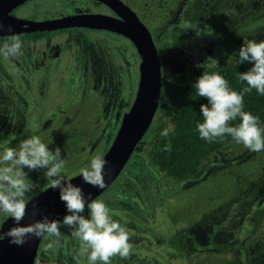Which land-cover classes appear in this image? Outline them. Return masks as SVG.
I'll use <instances>...</instances> for the list:
<instances>
[{
  "label": "rangeland",
  "instance_id": "obj_1",
  "mask_svg": "<svg viewBox=\"0 0 264 264\" xmlns=\"http://www.w3.org/2000/svg\"><path fill=\"white\" fill-rule=\"evenodd\" d=\"M50 1L52 14L59 4ZM186 1L128 0L150 33L161 79L170 83L198 67L228 64L230 55L223 43L238 52L243 40L264 35V0H236L230 9L216 13L214 25L259 5L258 17L226 33L186 26L180 11ZM90 36L80 31L49 34V45L67 41L78 48ZM45 38H21L22 55L15 60L38 50ZM9 93L16 109L21 108L23 100L15 96V90L9 89ZM165 128L170 130V125L157 111L120 174L97 198L105 202L114 220L129 229L133 244L127 260L115 256L111 264H264V151L253 152L229 142L209 155L193 177L177 182L163 176L147 154ZM83 214L87 217V209ZM178 234L185 239L180 240L181 251L175 253L169 241Z\"/></svg>",
  "mask_w": 264,
  "mask_h": 264
},
{
  "label": "flooded vegetation",
  "instance_id": "obj_2",
  "mask_svg": "<svg viewBox=\"0 0 264 264\" xmlns=\"http://www.w3.org/2000/svg\"><path fill=\"white\" fill-rule=\"evenodd\" d=\"M57 1L59 7L52 14L49 13L50 0H24L8 12L17 21L59 22L60 26L15 34L28 39L48 38L38 50L23 55L18 61L0 60V153L6 147H17L32 135L40 136L52 149L56 132L73 130L81 136L72 140L73 146L68 151L73 153H69L66 166L61 171V175L68 179L79 174V169L87 166L92 157L102 156L109 147L121 116L129 110L134 99L139 57L132 42L121 33L97 27L88 19L80 21L86 26H74L76 21L68 19L102 16L116 23L122 21L108 6L98 0ZM118 1L132 11L128 0ZM73 31L91 35L90 39L83 41L78 48L67 41L49 45V34ZM11 35L14 34L0 36V42ZM9 89H14L15 96L23 100L21 108L16 109L9 99L12 96ZM23 171L28 173L31 182L38 185L34 192L26 194L27 202L50 183L44 175L46 169L29 171L24 168ZM2 214L0 225L8 218ZM60 231L62 236L58 243L54 237L41 238L33 264H89L78 240L71 237L70 229L62 226ZM50 243L51 248L47 246Z\"/></svg>",
  "mask_w": 264,
  "mask_h": 264
},
{
  "label": "clouds",
  "instance_id": "obj_3",
  "mask_svg": "<svg viewBox=\"0 0 264 264\" xmlns=\"http://www.w3.org/2000/svg\"><path fill=\"white\" fill-rule=\"evenodd\" d=\"M0 30H3L2 23ZM8 31H12L10 26ZM22 48L20 36L11 35L0 43V57L15 60L22 55ZM238 56L241 63L252 65L247 71L238 73L239 80L247 85L241 91L233 90L218 73L204 72L193 85L198 97L207 100V104L200 105L203 122L196 125V130L199 137L207 142L227 135L250 151H264V128L260 126L259 117L244 111L245 94L254 89L264 96V39L258 42L256 39L243 40ZM237 118L239 123L231 126ZM168 131L167 128L162 129L160 135L166 137ZM165 150H168L167 146ZM61 153L60 147L50 149L38 135L22 140L17 147H6L0 153V213L12 218L16 225L0 234V240L8 238L10 244L23 246L29 238L48 236L54 237L58 243L63 226L70 229L71 237L81 242V252L89 264H111L115 256L127 260L133 249L129 229L112 218L103 200L91 199V194L86 196L80 187L61 175L67 163ZM106 165L107 161L96 155L87 166L79 169L80 177L84 183L103 189ZM24 168L29 171L46 169L44 175L50 188L59 189V198L69 213L62 221L49 220L44 216L27 226H19L27 214L26 194L38 187L28 179ZM86 208L87 217L83 215ZM47 246L51 248L52 244Z\"/></svg>",
  "mask_w": 264,
  "mask_h": 264
},
{
  "label": "trees",
  "instance_id": "obj_4",
  "mask_svg": "<svg viewBox=\"0 0 264 264\" xmlns=\"http://www.w3.org/2000/svg\"><path fill=\"white\" fill-rule=\"evenodd\" d=\"M236 0H189L181 5V18L188 27L203 26L215 29L220 33H226L247 23L259 16L261 9L259 5H251L236 14L230 15L225 20L214 25L212 17L219 12L230 9ZM264 39V35L257 38V42ZM224 51L230 55L226 65L213 67H198L189 76L180 77L170 83L162 79L160 88V100L158 112L160 118L170 125L168 135L155 140L149 147L147 154L151 164L166 178L173 181L184 182L193 177L199 166L207 157L224 147L227 143L233 142L230 136L218 138L213 142H207L199 137L196 125L203 122L200 113V105L207 104V100L198 97L193 85L198 77L204 72L209 74L218 73L229 83L235 91H241L246 87V82L238 78V73L247 71L252 65L248 62L241 63L238 52H231L228 45L224 44ZM244 111L258 116L260 126L264 128V96L258 94L254 89L244 95ZM239 123V118L231 122V126ZM81 136L73 130H66L63 133L58 131L55 134V142L52 149L60 147L62 158H68V151L77 137ZM70 142V143H68ZM168 150H165V148ZM69 147V148H68ZM73 151L71 152V154ZM185 235H175L170 241L175 253L181 251L180 240ZM219 248L220 245H215ZM223 249V248H222Z\"/></svg>",
  "mask_w": 264,
  "mask_h": 264
},
{
  "label": "water",
  "instance_id": "obj_5",
  "mask_svg": "<svg viewBox=\"0 0 264 264\" xmlns=\"http://www.w3.org/2000/svg\"><path fill=\"white\" fill-rule=\"evenodd\" d=\"M23 1L0 0V23L3 24L0 36L41 29L50 30L60 26L59 22H49V24L28 23L10 17L8 12ZM98 1L116 12L122 21L116 23L113 19L102 16H74L68 19L76 21L74 26L84 25L80 21L88 19L96 23L97 27L126 36L132 42L139 57V77L132 104L129 110L121 116L114 137L101 156L107 161L104 169L105 187L97 189L84 183L80 173L66 179L70 180L69 182L74 186L80 187L86 196L91 194V199H96L113 183L147 132L158 108L161 86L159 59L147 29L138 21L136 15L120 1ZM9 26L12 29L11 32L8 31ZM26 203L27 214L19 226H27L44 216L48 217L49 220H61L69 214L65 204L59 198V189H52L50 186L33 196ZM14 226L16 225L12 218L8 217L0 225V234L6 233ZM41 238H29L23 246L10 244L8 238L0 240V264H33L35 252Z\"/></svg>",
  "mask_w": 264,
  "mask_h": 264
}]
</instances>
